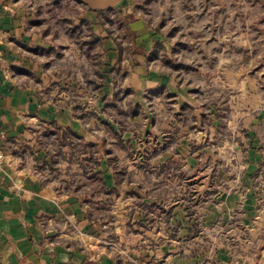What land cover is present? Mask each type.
<instances>
[{"label":"crops","instance_id":"1","mask_svg":"<svg viewBox=\"0 0 264 264\" xmlns=\"http://www.w3.org/2000/svg\"><path fill=\"white\" fill-rule=\"evenodd\" d=\"M157 1L163 9L162 26L156 30L146 18L134 17L126 30L129 53L118 47L116 28L101 24V12L88 9L82 14L88 30L84 38L97 41L90 54L100 64L89 66L102 75L101 81H94L100 86L96 92L84 74L85 47L73 37L64 46L48 44V34L42 37L35 29L34 3L0 0V150L6 155L0 171V264H131L109 245L111 238L122 242L130 233L140 236V245L156 244L150 252L148 246L141 247L147 249L141 258L152 264H264V216H250L259 204L255 200L246 207L231 189L216 191L220 203L211 198L204 205L209 214L199 226L191 219L195 215L190 206L166 200L162 205L172 217L168 226L174 240L148 232V210L164 201L163 191L174 188L158 187L163 179L159 168L175 159L166 154L144 157L152 143L138 144L136 131L127 128L142 118L146 121L153 99L164 102L171 97L178 103L176 110L184 106L195 112L198 100L181 81L183 69H193L208 81L212 74L205 71L202 77L200 69H220L222 77L228 76L224 69H240L232 73L237 93L252 95L253 106L245 113L237 108L234 116L244 135L242 147L248 149L247 165L234 186L238 191L252 186L259 199L264 194V91L258 84L264 82V71L251 74L250 69L264 68V0ZM125 5L129 13L136 10L137 5ZM167 14L170 25L164 21ZM198 37L202 44L192 41ZM39 50L47 53L44 63L35 61L42 57ZM69 54L82 63H70ZM52 61L59 67L53 68ZM193 77L187 84L194 83ZM248 82L253 83L249 90L244 87ZM74 86L95 94L90 113L71 106L79 99L66 89ZM133 107L137 114H132ZM176 114L179 121L181 111ZM118 147L124 152L137 148V161L125 163L140 165L139 170L137 165L127 172L115 168V157L119 160L123 154ZM101 149L107 152L100 156ZM147 167L156 174L150 175ZM168 180L174 183L176 178ZM149 184L153 189L156 185L155 194L148 193ZM115 197L125 200L124 205L118 207ZM198 228L205 231L203 236Z\"/></svg>","mask_w":264,"mask_h":264},{"label":"rangeland","instance_id":"2","mask_svg":"<svg viewBox=\"0 0 264 264\" xmlns=\"http://www.w3.org/2000/svg\"><path fill=\"white\" fill-rule=\"evenodd\" d=\"M28 1L34 3V11L37 15V17L34 18L35 29L42 37L44 34H48V37L45 39L48 44L64 46L67 42H71V30L75 27H79V30H75L76 32L74 31L73 34H77L79 31V35L83 34V37L80 39H85L84 37L87 35L88 30L86 29V25L82 27L80 20H83V18L80 17L89 9L88 7L79 4L77 0ZM169 1L172 2V0ZM127 2L137 5L136 7L134 6L136 9L134 10L135 12L132 10L129 13L126 10L125 4ZM120 3L115 6V8H117L111 12H101V24L107 27L109 25L114 26V28H116L118 31L116 40L120 41V46L124 47L125 51L129 53L131 51V39L126 30L129 24L134 21V17L146 18L150 25L158 30L162 26L161 22L164 14L162 12L163 9L160 10L157 0H126L122 6ZM171 20L172 18L167 14V19L164 21H167V24L170 25L173 22ZM198 39L199 37L196 39L193 38L192 41L202 44L203 41ZM261 46L262 49H264V43H261ZM39 54L42 57H35V61L37 60L38 63H44V61H46L44 57L47 53L44 51L40 52L39 50ZM155 54L156 52L154 51V55ZM53 56L55 59L54 54ZM69 61L70 63L72 62L78 65L82 63V61L78 59V56L75 58L73 54H69ZM91 61L90 58L85 56L84 74L87 76L86 78H93L94 76L92 69L89 68V66H91L90 64H92ZM59 65V62L52 61L53 68L56 69ZM168 69L171 71H178V69L173 67H168ZM183 70L185 74L184 76L182 75L181 81H184V86L187 87L186 89H188V92L194 95L198 100L195 112L184 106L176 110L178 103L171 100V97L166 96L164 102L157 101L156 99L150 101L146 112L147 115L149 114L146 116V121H144L145 118H142L141 120H137V123H131L127 127L131 131H136L138 135V144L140 140L141 142L149 141V143H152L149 145L148 151H144V157L147 156L148 158H152L156 155L162 156L164 154L174 155L173 159L175 160H173L174 162L171 164L169 170L159 172L163 174V179L158 184L159 188L165 187L166 189L168 187H173L174 184V188H170L172 189L171 191H163L162 198L164 201L161 202L158 207L154 206L153 209L148 210L150 218V230L148 229V232H154V234L159 232L163 235L162 239L167 241H172L174 238L171 236L172 229L168 226L172 217L166 214L163 208V203H165L166 200L168 204L177 202L176 206H186V209L190 206L192 211H194L192 215H195V220L194 217L191 219L199 226L205 223L206 217L209 214L207 213V215H205L203 210L204 205L210 203L211 198L220 203L219 198L222 197L215 195L216 191H228L231 189L230 191L239 194L236 198L240 203H244L246 207H252L255 200L258 202V208L255 209L256 214L252 213L250 216L257 217L256 220H258V217L264 216V194L258 199L251 191L252 186L248 189L245 185L243 186V190L240 191L235 190L238 186H234L237 184L235 182L236 177L240 175L241 171L243 172L247 165L244 163L246 162L245 158L248 156V149L242 147L243 145L241 144L244 135L239 134L240 131L235 125L236 121H234V116H236L237 108H239V113H245L247 112L246 109L250 110L253 106L252 95L247 93H244V95L241 93L240 95L237 93L238 85L234 82L232 73L238 72L240 69H224L225 74L228 73V76L223 74V77L222 74L219 73L220 69H200L199 71L202 77H204L205 71H210L207 75L212 74L213 78L211 81L199 77L200 74L197 72L194 73L193 69ZM245 70H247V68H245ZM250 70L251 74H253V72L263 73L264 68ZM188 71L193 73L188 74ZM189 76H194L192 78L194 81L192 85H190L189 82V85L187 84ZM198 80L201 81L200 84L196 83ZM258 86L264 91V82L259 83ZM240 87H242V85H240ZM244 87H247V90H249V88H253V83L248 82ZM78 88L83 89L82 86H74V88L70 90L66 89L69 95L76 94L79 99L76 100L78 101L77 103H73L72 101L71 106H75L77 109L76 111L82 112V114L84 112L90 113L91 110H89L90 108L88 105H91L90 103L94 101L96 96H94L95 94L88 87L77 92L76 90H78ZM262 99H264V95ZM261 105L263 106L264 102ZM179 111H181V117L178 121L176 117L178 114L176 113ZM213 112H215L214 115H212ZM165 133H168V136ZM161 134H165L163 136L166 139L164 142L162 141ZM155 140H159L160 143L163 142L162 146L155 144L157 143ZM116 151H120L123 154H121L119 160L118 157H115V168L121 171L125 169L126 172L128 169L134 171L131 166H136L137 164L128 165L125 162L135 161L139 157L137 148L127 147V152H124L121 147H118ZM122 156H124V158H121ZM126 157L129 159H125ZM142 167L144 168L146 166L143 165ZM139 168L140 165H137L135 169L139 170ZM145 171L150 175L156 174L157 172L156 169H152L151 167H147ZM169 177L176 178V181L172 183L173 181L168 180L170 182H167L166 179H170ZM146 187L151 189L152 186L149 184V186ZM156 190L157 187L155 185L154 189L152 187L148 193L155 194ZM171 193L174 194L173 197H171ZM115 200L116 202L118 201V207L125 203V200L120 201L118 197H115ZM196 207L199 209L198 211L194 210ZM187 213V215H189V212ZM236 215L241 217V212H234L233 216L236 217ZM242 216L245 220L249 219L246 215ZM249 220L251 221L252 218ZM196 231L199 236L205 234L203 228H198ZM140 240V236L130 233L126 236V239H122V242L115 241L114 238H111V244L109 245H111L110 247H112L114 253L126 259L127 262L130 260L131 264H152V261H149L147 257L141 258V251L145 250L146 254L147 250L146 248L141 249V247L148 246V251L150 252L155 248L154 245L156 244L140 245Z\"/></svg>","mask_w":264,"mask_h":264},{"label":"trees","instance_id":"3","mask_svg":"<svg viewBox=\"0 0 264 264\" xmlns=\"http://www.w3.org/2000/svg\"><path fill=\"white\" fill-rule=\"evenodd\" d=\"M99 12H106L107 10H103V11H101V10H98ZM82 25H86V21H83L82 20ZM77 29L79 30V27H75V28H73L72 30H71V36L74 38V40H76V41H78V43L81 45V46H83V47H85V49H84V54H85V56H87L88 58H90L92 61H91V63L94 65L95 64V66H98L99 64H100V60L98 61V59H97V57H91V54H90V52H91V47L93 46V44H95L96 45V43H97V41H94V42H91V41H89V40H87V39H84V41H82V39H80V38H82L83 37V34H81V35H79V31H78V33L76 34H73L74 33V31L76 30L77 31ZM75 31V32H76ZM70 33V32H69ZM85 38H86V35H85ZM120 44H121V42H118V47L120 46ZM121 51V50H120ZM93 75H94V77L95 78H90V79H88V80H86V82H87V84H89L90 85V87H91V89L92 90H95L96 92H99V90H100V86L99 85H97L96 84V82H94V81H101V79H102V75H101V73L99 72V70H97V67L93 70ZM87 77V76H86ZM133 113L132 114H137L138 113V110H137V107H133ZM86 146H89L88 144H85ZM101 148H103V147H101ZM104 152H107V150L106 149H101L100 150V156L101 155H103L104 154ZM170 166H171V162L170 161H168V162H166V163H164L163 165H161V167L159 168V172L160 171H162V172H164V171H166V170H169V168H170ZM168 214V213H167Z\"/></svg>","mask_w":264,"mask_h":264},{"label":"water","instance_id":"4","mask_svg":"<svg viewBox=\"0 0 264 264\" xmlns=\"http://www.w3.org/2000/svg\"><path fill=\"white\" fill-rule=\"evenodd\" d=\"M79 4L85 5L91 10H111L122 0H77Z\"/></svg>","mask_w":264,"mask_h":264},{"label":"built area","instance_id":"5","mask_svg":"<svg viewBox=\"0 0 264 264\" xmlns=\"http://www.w3.org/2000/svg\"><path fill=\"white\" fill-rule=\"evenodd\" d=\"M14 12V11H13ZM2 43V38L0 37V44ZM6 155L3 150H0V171L2 170L5 163Z\"/></svg>","mask_w":264,"mask_h":264}]
</instances>
